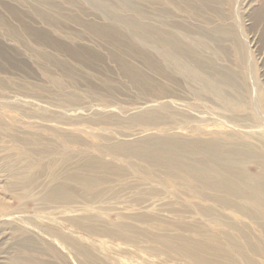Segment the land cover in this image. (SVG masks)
I'll return each mask as SVG.
<instances>
[{
    "label": "rangeland",
    "instance_id": "1",
    "mask_svg": "<svg viewBox=\"0 0 264 264\" xmlns=\"http://www.w3.org/2000/svg\"><path fill=\"white\" fill-rule=\"evenodd\" d=\"M33 1L0 0V121L16 125L13 129H6L7 132L2 129L0 133V190L4 205L0 212V264H83L85 258H89V251L103 264H193L187 257L164 248L154 237L182 232L177 226L179 220L202 224L213 233L220 232L225 226L191 207L184 190L169 189L160 178L166 168L130 153L116 156L110 148L122 143H141L148 137L175 136L189 141L196 137L198 128L205 127L219 126L229 131L251 133L260 128L264 135V16L259 15L264 0H218L216 6L214 2L206 5L207 10L204 6L198 9L175 4L172 0H111V3L100 0V4L98 0ZM220 27L229 32L233 29L230 34L236 31L241 39L236 33L233 34L236 37L230 34L224 37L218 31ZM176 29L183 45L198 42L196 47L202 59L212 58L216 69L234 73L235 89L228 90L227 96L229 99L242 97L240 102L227 101L224 104L205 88L195 70L182 73L167 66L162 40ZM115 33L120 37L116 42ZM205 34H209V39ZM197 37L204 40L200 39V43ZM234 38L237 41L234 42ZM176 55L180 60L188 59L186 54ZM151 63H156L157 67ZM168 67L174 72L169 74ZM154 70L160 73L157 71L156 74ZM167 71L171 79L165 77ZM164 84H168V88ZM150 113L157 115L158 122L146 126L140 117ZM57 130H68L66 132L75 135L77 141L59 144ZM13 135L25 142L40 140L37 154L30 157L56 160L59 178L79 171L87 159L98 158L103 164L111 165L109 179L100 187L103 193L88 202L70 203L66 210L42 198L44 189L52 181L47 172L36 174L32 185L11 188L8 186L11 185V171L3 167V157L17 147ZM29 135L31 137H27ZM44 141L51 143L47 145ZM63 154L68 155L65 162ZM58 160L61 162L57 163ZM127 163L143 171L153 169L159 177L150 179L131 170L120 172ZM246 166L249 171L259 169L255 162ZM200 203L205 206L208 200ZM82 205L95 209L101 227L130 221L144 228L151 237L140 235L130 243L105 231L81 230L65 217L74 215L71 208ZM138 213L145 215L147 221L142 222L133 216ZM142 228L139 229L142 231ZM81 247L83 252H79ZM250 253L238 256L240 264L264 261Z\"/></svg>",
    "mask_w": 264,
    "mask_h": 264
},
{
    "label": "bare ground",
    "instance_id": "2",
    "mask_svg": "<svg viewBox=\"0 0 264 264\" xmlns=\"http://www.w3.org/2000/svg\"><path fill=\"white\" fill-rule=\"evenodd\" d=\"M39 1H42V0H39ZM43 1L45 2V0H43ZM67 1H69V0H67ZM99 1L100 0H98L97 2H99ZM108 1L110 2L111 0H108ZM172 1H174L175 4L176 3L182 4V5L186 4V5H189L192 7H197L198 9L203 7V6L205 7L206 5L208 6L213 2H214L213 4H215V2L218 3V0H172ZM100 2H99V4H100ZM106 2L107 1H105V3ZM112 2H114V1H112ZM36 4H37V2H36ZM102 4H104V1H102ZM123 4H125V3H123ZM38 5L40 6L41 2ZM45 5H47V4H45ZM211 6L214 8L213 5H211ZM215 6H216V4H215ZM36 7H37V5H36ZM44 7L45 6H43V9H44ZM49 7H51V6H49ZM38 8H40V7H38ZM41 8H42V6H41ZM206 8L207 7H205V9ZM47 9L50 10V8H48V7H47ZM54 9H56V8H54ZM57 9H58V7H57ZM42 11H41V13H42ZM57 11H59V10H57ZM46 12H48V10ZM61 13H63V12H61ZM169 13H171V12H169ZM197 13H198V11H197ZM257 13H259V12L257 11ZM257 13H256V15H257ZM260 14H262L264 16V7L260 11L259 15ZM140 16H141V14H140ZM166 17H167V15H166ZM53 18H56V17H53ZM167 18H169V17H167ZM0 20H2V19H0ZM261 20H262V18H261ZM165 22H164V24H165ZM127 23H129V22H127ZM26 24L27 23L25 22L24 26H26ZM30 26H31V24H30ZM155 29H157V28H155ZM172 29H173V26H172ZM187 29L189 30V28H187ZM193 30H195V29H193ZM232 30L230 32H232ZM31 31H32V29H31ZM104 31H106V30H104ZM196 31H197V29H196ZM201 31H203V30H201ZM218 31H220L219 33L220 34L222 33L224 35V37L227 34H230L229 30L223 29V27ZM33 32H31V33H33ZM234 33H236V31ZM234 33H232L230 35H233ZM13 34L17 35V33H15L14 31H13ZM167 34L168 35H166V33H165V35H166L165 39H163L164 37L162 36L163 37L162 38L163 39L162 40L163 41L162 42L163 43V54H164V57L166 59V62L168 63V65L165 63L167 66H169V67L172 66L173 68H176L178 71H180L182 73H184L186 71H190V70H192V71L195 70L194 72L196 73V77L204 83L205 88L208 90H211L219 98V100H221L224 104L227 101H229V102H240L242 97L240 99V97L237 98V97H234V95H232L234 98H237V99H229L227 96L228 92L230 90H232L233 88L235 89V87H234L235 82H233V80L235 79L234 77H236V76H233L234 73L232 75V73L227 72V70L221 71V69L220 70L216 69L214 62L211 61L212 58H211V60L202 59V57L199 56L200 50L197 49V47H196L198 42L195 41L194 43L192 42V44L183 45L184 43L182 42L183 43L182 44L181 40H179V37H178L179 36V30L178 29H176L175 31H170V33H167ZM202 34H203V32H202ZM216 34H218V33H216ZM162 35H164V34H162ZM237 35H239V34L236 33V36ZM98 36H100V39H101V35H98ZM208 36H209V34H208ZM208 36H207V39H209ZM236 36H234V37H236ZM19 37H21V36L19 35ZM125 37H128V36H125ZM219 37H220V35H219ZM237 37H239V36H237ZM113 38L115 39V42H116L118 40V38H120V37L118 36V34L115 33ZM239 38L241 39V37H239ZM198 39H199V42H200V39H201V41L204 40L202 38H198ZM214 39H216V36ZM105 40H104V42H105ZM235 40L236 39L234 38V42H235ZM205 41H203V42H205ZM218 42H220V41H218ZM189 43H191V42L189 41ZM239 43L240 42H238V44ZM43 45H44V43L42 44V46ZM206 45H207V43H206ZM241 47H244V46H241ZM237 50H239V49H237ZM241 50H242V48H241ZM41 51L43 52L44 49ZM6 53H7V51H6ZM88 54H89V52H88ZM176 54H186L187 58H188L187 61L180 60L181 58L178 57ZM94 55L95 54H93V56ZM46 56H48V55H46ZM182 56L184 57V55H182ZM142 57H144V56H142ZM212 57H213V55H212ZM136 58H137V56H136ZM238 58H239V56H238ZM42 59H43V57H42ZM95 59H98V58L95 57ZM185 59H186V57H185ZM241 59H243V58H241ZM91 61H92V59H91ZM94 63L96 64V61H94ZM153 63H151V64L152 65L156 64V63L155 64H153ZM124 66H125V64H124ZM147 66H149V65H147ZM161 66H162V64H161ZM163 66H165V65H163ZM216 66L218 67V65H216ZM125 67H127V66H125ZM155 67H157V65H155ZM169 67H168V70L170 72V69L172 67L170 69H169ZM196 67H197V70H196ZM142 68L146 69L144 67H142ZM154 69L156 70V68H154ZM150 70L153 72L152 69H150ZM158 70L161 71L160 69H158ZM126 71H127V69H126ZM157 71H155L156 74H157ZM159 71H158V73H160ZM163 71L164 70H162V73H164ZM173 72H174V70H173ZM173 72L171 71L169 74H171ZM167 73H168V71L165 73L166 74L165 77H168L169 74L167 75ZM190 74H193V73H190ZM236 75H237V73H236ZM149 76H151L150 73H149ZM168 78H170V77H168ZM177 78H178V76H177ZM162 80L164 81V79H162ZM146 81H147V79H146ZM174 81H176V80H174ZM238 81H240V80H238ZM167 82L169 83V81H167ZM105 83H107V81ZM157 83L159 84L160 82H157ZM155 85H157V84H155ZM164 85H166V87H167L168 84H164ZM171 85H172V83H171ZM179 85L181 86L180 83H179ZM237 86H238V84H237ZM174 87H175V85H174ZM71 100H72V98H71ZM235 104L237 105V103H235ZM239 107H240V104H239ZM179 116H181V115H179ZM141 117H140V119L146 124V126H147V124H149L151 126L155 122H158V121H156L157 115L153 116V114H151V115L148 114L142 118ZM137 119H139V118H137ZM155 124H157V123H155ZM211 125H209V126H211ZM14 126H16V125L11 124V123H7L4 121H0V133H1L2 129H4L6 131V129H9V128L13 129ZM242 126L245 127L246 125H242ZM139 128L142 129L143 127H139ZM148 128H150V130L153 129V127H148ZM238 129L241 130V128H238ZM143 130H144V128H143ZM66 131H68V130H66ZM66 131H64V130H62L61 132L60 131L58 132V130L56 131L57 132L56 137L58 136V140H59L58 143L59 144L60 143L69 144L70 141L72 142V141H75L77 139V137L75 135L68 134L69 132H66ZM254 131L255 132H253V133H251L250 131H246V130L234 132L231 130L229 131L227 129L225 130L222 127L219 128V126L214 127V128H211V127L206 128L205 127V128H198L196 130V137L193 140H189V141H188V139L185 140V139H182L179 137L169 136V134H168L169 137H164V138H162V137L161 138H159V137H153V138L148 137V138H146L145 137L147 135L146 134L144 136L146 138V141H143L141 143H136V144H131V143H124L123 144L122 143L121 145H119L117 147L110 148L111 149L110 151L113 152L116 156L120 155V154L130 153L131 155L142 158V160L144 159V160L148 161L149 163H152L153 165L166 168V170L164 171L165 174L160 176V178H161V181L169 187V189L178 190V191H180L179 189L184 190V192L186 193V196L188 198V201L191 204V207H195L196 209H198L203 216L207 217L208 219H211V221H215V222L225 226V227L223 226L224 228L222 230H220V232L217 231L218 233H213V232L209 231L207 229V227L202 225V224L196 225V223H195L193 225V224H189L188 222H185L184 220H179L177 222V226L180 230H182V232H180L179 234H174V235H156L154 237L155 241L159 242L167 250L176 252V253L184 256V257H187L193 264H240L238 256H241V255H242V257L244 255L248 256L250 252L252 254L255 253L257 256H259L258 258L262 257L264 260V135H263V132L260 130V128H257ZM22 134L23 133H21V135ZM31 135H29L27 137H31ZM150 135H151V133H150ZM164 135H166V134L164 133ZM6 136H7V134H6ZM141 136H143V135H141ZM13 137L16 139L15 141H16L17 147L16 146L13 147L12 148L13 151L10 154L5 155V157H3V167L8 169L9 171H11V176H10L11 177L10 178L11 185H8V186H11V188H14V187L21 185V184H25L28 186L32 185V183L34 182L36 174H39L41 172L42 173L47 172L48 174H50L52 181H51V184L47 185L48 187H46V189H44L45 193L43 192L44 195H42L43 196L42 198L44 200L49 201V202L56 203L55 205L58 204L57 206L61 205L64 208H66V210L70 208V207H67V206H70V203H73L75 201L88 202V201H91L92 199H95L96 197H99L101 195V193H103L102 192L103 190L100 187L102 185H104L107 182V180L109 179V173L112 172V169L110 170L111 165L109 166L107 164H103L102 162H100V160L98 158L87 159L83 164H81L82 168L79 166L80 167L79 171L75 170V172H73V173L70 171L71 173L66 174L65 176H62L59 178L60 175L57 176V172H58L57 168L58 167L56 168V166H58V165H56V163H55L56 160L53 159L54 160L53 161L51 159L49 161H45L41 157L34 158V159L30 157V155L33 153L37 154L38 151L36 152V150L40 148L38 146L39 145L38 142L40 140L38 141V140L32 139L30 141L25 142L22 140L23 138L21 139V137H19V136L18 137L21 140L19 138L17 139L16 135H13ZM38 138H39V136H38ZM26 140H27V138H26ZM123 142H125V141H123ZM44 143L46 144L48 142L44 141ZM49 143H51V142H49ZM49 143L47 145H49ZM57 148H58V146H57ZM51 152H52V150H51ZM63 156H64L63 157L64 159H62V160L64 161V160H66L68 155L63 154ZM88 157H90V156H88ZM57 159H59V158H57ZM60 160H61V158H60ZM59 162H61V161L58 160L57 163H59ZM249 162L257 163L259 165V169L257 171H249L248 167L246 166L247 164H249ZM60 164H62V163H60ZM63 165H66V164H63ZM75 165H76V163H75ZM68 167H70L69 164H68ZM249 167H250V165H249ZM75 168H77V167H75ZM255 169H256V167H255ZM120 170H121L120 172H122V173L124 170L125 171L131 170L133 172L143 173L144 177H147L150 179L159 177L153 169H149V168L147 169L146 168V170L143 171V169L136 167V165H134L132 163H127L125 165V167L120 168ZM128 172H130V171H128ZM139 177H141V176H139ZM153 182L155 183V181H153ZM49 183H50V181H49ZM151 184H153V183H151ZM149 189H151V188H149ZM1 191L2 190H0V212L2 210H4V205L1 203L2 202V200H1L2 195H3V193ZM146 192H148V191H146ZM136 195H138V194H136ZM204 199L208 200V204L205 205L206 204L205 203L204 204L205 206H202L203 202L200 203V201H202V200L204 201ZM83 206L84 205H82L81 207L77 206L75 209L71 208L70 212H71V214H74V215L71 216L70 214H67V215H69V217L67 215H66L67 218L65 217L66 220L70 221L75 226L80 227L81 230L84 229V231L88 230L91 232H98V233L101 231H105L108 234H111L113 236L114 235L118 236V238L124 239L126 241H130V243L136 241L140 235L151 237V236H149V233L148 234L146 233L144 228H142V227L138 226L137 224L132 223L130 221H128V222L122 221L121 223H118V224H116V223L114 225L111 224L112 226L108 224L109 226L101 227L100 226L101 220H100L99 215H97L94 212L95 209H93V207L89 208V207H83ZM127 207H128V205H127ZM116 208H118V206ZM60 210H57V211H60ZM63 211H64V209H63ZM65 212L67 213V211H65ZM73 212H75V213H73ZM97 212H99V211H97ZM64 215H65V213H64ZM133 216H137L138 219L142 222L147 221L146 216L143 214L138 213V214L133 215ZM128 217H132V216H128ZM62 219H64V217H62ZM105 223H107V222H105ZM139 228H142L144 230L141 231V229H139ZM30 245H32V244H30ZM83 250H84L83 247H81L79 252H83ZM91 252L90 251L87 252L89 254H88V256L86 254V256L89 258H85L86 261L83 264H103L100 261H98L92 255L93 253H91ZM251 253H250V255H251ZM99 255H101V254H99ZM97 256H98V253H97ZM98 259H99V257H98ZM251 262H252V264H262V263L264 264V261L259 262V261L252 260Z\"/></svg>",
    "mask_w": 264,
    "mask_h": 264
}]
</instances>
